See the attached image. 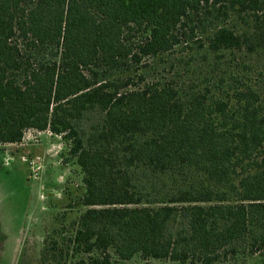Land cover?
Segmentation results:
<instances>
[{
    "label": "trees",
    "instance_id": "obj_1",
    "mask_svg": "<svg viewBox=\"0 0 264 264\" xmlns=\"http://www.w3.org/2000/svg\"><path fill=\"white\" fill-rule=\"evenodd\" d=\"M263 49L264 0H0V146L48 131L84 188L40 263L264 264Z\"/></svg>",
    "mask_w": 264,
    "mask_h": 264
},
{
    "label": "rangeland",
    "instance_id": "obj_2",
    "mask_svg": "<svg viewBox=\"0 0 264 264\" xmlns=\"http://www.w3.org/2000/svg\"><path fill=\"white\" fill-rule=\"evenodd\" d=\"M179 55L186 56L178 52L149 59L140 72L146 79L168 77ZM237 56L254 68L264 91V49ZM66 150L60 137L32 130L21 143L0 147V264H41V251L52 232L67 229L84 211L77 204L84 192L82 175L73 161L63 162ZM119 264L179 263L135 257Z\"/></svg>",
    "mask_w": 264,
    "mask_h": 264
},
{
    "label": "crops",
    "instance_id": "obj_3",
    "mask_svg": "<svg viewBox=\"0 0 264 264\" xmlns=\"http://www.w3.org/2000/svg\"><path fill=\"white\" fill-rule=\"evenodd\" d=\"M4 146H9V145H2V146H0V147H4Z\"/></svg>",
    "mask_w": 264,
    "mask_h": 264
}]
</instances>
